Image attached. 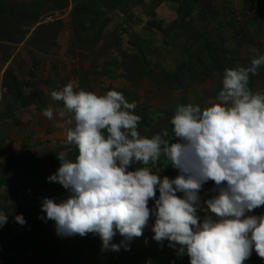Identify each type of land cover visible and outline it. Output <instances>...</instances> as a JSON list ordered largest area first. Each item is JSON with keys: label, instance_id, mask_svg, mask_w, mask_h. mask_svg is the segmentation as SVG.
<instances>
[{"label": "rangeland", "instance_id": "1", "mask_svg": "<svg viewBox=\"0 0 264 264\" xmlns=\"http://www.w3.org/2000/svg\"><path fill=\"white\" fill-rule=\"evenodd\" d=\"M7 1L0 0V210L8 216V222L0 227V264H190L186 253L178 254V245L174 248L167 240L153 239L154 218L139 238L124 241L117 232L112 243L121 245L119 251L102 250L100 237L91 233L83 237L57 234L55 222L47 218L42 203L44 198L60 202L69 197V190L49 177L60 167L59 152L66 151L71 159L77 153L64 145L65 130L58 116L55 121L37 117L52 100L50 93L64 85L59 74L53 76L46 70L44 62L36 64L43 57L39 60L33 53L59 49L54 42L59 25L27 39V23H19L25 22L29 12L10 10L17 16L15 27L3 17L8 14ZM136 1L139 8L128 15L126 25L109 31L94 51L95 56L86 61L89 71L80 75L79 88L98 94L114 89L128 102L135 101V114L142 117L138 125L141 135L151 137L165 128L171 133L170 120L178 105L191 102L206 107L221 89L226 68L248 66L254 56L264 54V0ZM161 3L169 7L163 11L168 20L157 16L156 8ZM12 24L14 33L9 35L8 26ZM9 60H13L10 66ZM83 61L81 58V64ZM258 72L250 76L249 87L264 92V66ZM30 93H36L39 99L23 107L19 96ZM140 166L133 165L130 170ZM157 167L161 178L179 175L163 157ZM214 187L213 181L203 185L199 193L202 208L206 207L203 201L214 194L210 191ZM154 203L150 201L149 206ZM36 208L45 221L47 249L27 252L20 248L21 243L13 248L15 234L5 236V230L14 224L15 209ZM262 214L264 206L249 213ZM198 215L202 219L205 212L201 210ZM23 226L29 227L27 220ZM244 264H264V259L253 249Z\"/></svg>", "mask_w": 264, "mask_h": 264}, {"label": "clouds", "instance_id": "2", "mask_svg": "<svg viewBox=\"0 0 264 264\" xmlns=\"http://www.w3.org/2000/svg\"><path fill=\"white\" fill-rule=\"evenodd\" d=\"M261 66L264 54L258 53L248 66L226 68L206 107L178 105L171 133L165 128L151 137L138 130L137 103L120 91L98 94L74 82L52 91L60 106L49 105L43 115L63 121V143L77 153L71 159L59 152L60 167L49 177L69 197L42 203L57 234L91 233L102 250L119 251L112 243L117 232L124 241L139 238L154 218L153 239L178 245L190 264H244L253 249L264 259V214L249 215L264 206V92L249 87ZM161 157L178 169L174 179L161 178ZM208 181L214 194L202 208L199 193ZM15 220L25 223L22 215ZM7 222L0 210V227Z\"/></svg>", "mask_w": 264, "mask_h": 264}, {"label": "crops", "instance_id": "3", "mask_svg": "<svg viewBox=\"0 0 264 264\" xmlns=\"http://www.w3.org/2000/svg\"><path fill=\"white\" fill-rule=\"evenodd\" d=\"M81 1H84L87 7L93 9L97 8L100 13L104 14L100 21L103 27L102 33L96 38L97 42L94 46H81L79 39L80 35L76 32L73 10ZM20 2V0H8V14L3 15V17H7L16 27V25H18L16 21L17 16L15 13L10 14V10L14 12L18 9H23L29 12L27 13V17H24L25 22L19 23V25L27 23L24 25L25 29L29 31L27 32V39L35 37V35L39 33V30L42 31L52 26L58 27L57 25H59V32L57 30L54 36V42L59 49L53 48L47 52L40 51L37 54L33 53L39 60L43 57V61H37L36 64H43L44 62L46 70H50L53 76L55 72L57 75H60L59 80L63 85H66L68 82H74L78 88L81 82L80 75L88 73L89 71V62L86 61H90V59L95 56L94 51L98 48V44L102 42L109 31H112L120 25L125 26L126 22H128V15L131 16L132 13H135L134 9L139 8V1L137 2L136 0H24L23 3ZM168 9L169 7H167L166 3H161L156 8L157 16L160 20H168V18L163 16V11ZM175 19V16L172 17V21ZM13 24L8 26L9 35L13 32ZM117 37L122 38L121 35H117ZM8 38H10V36H8ZM86 38L88 39L89 37L86 36ZM11 40L12 39H9V41ZM14 58L15 55L12 59ZM81 58L84 60L82 64ZM12 61L13 60H9L7 65L10 66ZM2 80L3 78L1 77V88ZM47 101H49V97ZM49 105L58 106L59 102L50 100L43 111L37 113L39 119L42 120L43 118H47L43 115V112ZM55 120H57V118L54 116L51 121Z\"/></svg>", "mask_w": 264, "mask_h": 264}, {"label": "trees", "instance_id": "4", "mask_svg": "<svg viewBox=\"0 0 264 264\" xmlns=\"http://www.w3.org/2000/svg\"><path fill=\"white\" fill-rule=\"evenodd\" d=\"M92 6V5H91ZM94 7V6H92ZM103 13H100L97 8L93 9L91 7H87L86 3L83 1L80 2L79 5L73 10V18L76 24V32L80 35V44L81 46L88 47L94 46L97 42L96 38L102 33V24L100 21L103 17ZM98 25V26H96ZM40 32V30H39ZM88 34V35H87ZM88 36V40L86 38ZM14 82H16L15 77H11ZM8 79L5 78V83ZM11 83V82H10ZM8 84V82L6 83ZM9 86H12L9 84ZM16 86V83H15ZM8 87V86H7ZM22 99V106L28 107L33 103L37 102L39 97L36 93H30L28 96L24 97L23 95L19 96ZM45 194L47 195L48 189H45ZM55 193V192H54ZM53 193V194H54ZM48 195L47 197H49ZM50 197H54L51 195ZM16 205V203H14ZM18 206V205H17ZM29 210V209H28ZM23 211V210H22ZM16 210L14 211V224L9 225L5 230V236H10L11 234H15L13 248L23 247L27 249V252H42L47 249V241L49 238L45 236L44 239V228L45 221L41 217L39 211L31 209L29 211ZM17 215H22L24 220L28 221L29 227H24L23 224L18 223L15 220ZM4 236V237H5ZM3 241V238H0V242ZM21 243L22 245H16ZM38 245V246H37ZM58 250V249H57Z\"/></svg>", "mask_w": 264, "mask_h": 264}]
</instances>
